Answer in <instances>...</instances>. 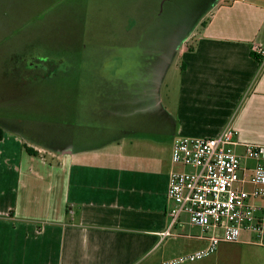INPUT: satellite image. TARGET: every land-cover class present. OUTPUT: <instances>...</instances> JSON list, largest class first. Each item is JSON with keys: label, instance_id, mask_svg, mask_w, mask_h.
I'll return each mask as SVG.
<instances>
[{"label": "crops", "instance_id": "0c3cea01", "mask_svg": "<svg viewBox=\"0 0 264 264\" xmlns=\"http://www.w3.org/2000/svg\"><path fill=\"white\" fill-rule=\"evenodd\" d=\"M254 44L264 46V0H219L192 51L179 53L176 104L149 112L147 128L108 139L73 121L72 146L51 149L0 125V264H162L205 249L202 230L160 237L178 170L172 148L227 127L264 145V64Z\"/></svg>", "mask_w": 264, "mask_h": 264}, {"label": "rangeland", "instance_id": "374dc122", "mask_svg": "<svg viewBox=\"0 0 264 264\" xmlns=\"http://www.w3.org/2000/svg\"><path fill=\"white\" fill-rule=\"evenodd\" d=\"M218 1L0 0V125L51 149L70 148L73 121L108 139L147 128L149 112L176 104L179 53ZM241 241L250 243L221 244L204 261L264 264V239Z\"/></svg>", "mask_w": 264, "mask_h": 264}, {"label": "built area", "instance_id": "2783aa9c", "mask_svg": "<svg viewBox=\"0 0 264 264\" xmlns=\"http://www.w3.org/2000/svg\"><path fill=\"white\" fill-rule=\"evenodd\" d=\"M252 51L264 64V46L254 44ZM172 163L178 170L169 181L170 224L160 237H177L176 227L188 223L202 230L208 246L162 264L204 260L221 244L241 243L243 233L263 242L264 206L257 202L264 201V145L245 143L227 127L215 138L176 139Z\"/></svg>", "mask_w": 264, "mask_h": 264}, {"label": "trees", "instance_id": "16d2710c", "mask_svg": "<svg viewBox=\"0 0 264 264\" xmlns=\"http://www.w3.org/2000/svg\"><path fill=\"white\" fill-rule=\"evenodd\" d=\"M206 25V23L203 24V27ZM188 51H192V47H189L188 48ZM254 56L256 58H258L255 54ZM4 139V130L0 127V142ZM26 149V152L31 155V156H36L37 155V152L34 151L33 149L29 148V147H25Z\"/></svg>", "mask_w": 264, "mask_h": 264}, {"label": "flooded vegetation", "instance_id": "af4514ba", "mask_svg": "<svg viewBox=\"0 0 264 264\" xmlns=\"http://www.w3.org/2000/svg\"><path fill=\"white\" fill-rule=\"evenodd\" d=\"M173 49L172 47L170 48V50ZM170 54V53H169ZM165 55V54H164Z\"/></svg>", "mask_w": 264, "mask_h": 264}]
</instances>
